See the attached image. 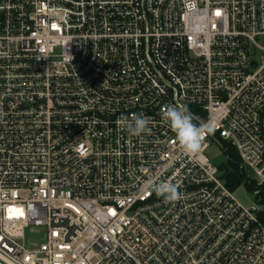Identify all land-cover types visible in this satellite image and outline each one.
Returning <instances> with one entry per match:
<instances>
[{
    "label": "built area",
    "instance_id": "obj_1",
    "mask_svg": "<svg viewBox=\"0 0 264 264\" xmlns=\"http://www.w3.org/2000/svg\"><path fill=\"white\" fill-rule=\"evenodd\" d=\"M175 104L215 125L195 157ZM133 113L150 134L122 130ZM208 141L264 187V0H0V264H264L262 210Z\"/></svg>",
    "mask_w": 264,
    "mask_h": 264
},
{
    "label": "clouds",
    "instance_id": "obj_2",
    "mask_svg": "<svg viewBox=\"0 0 264 264\" xmlns=\"http://www.w3.org/2000/svg\"><path fill=\"white\" fill-rule=\"evenodd\" d=\"M162 115L186 156L195 157L203 148L206 136L214 133L215 125L212 123L198 125L194 122L193 114L183 104L165 105ZM118 122L123 131L131 136L139 137L142 134H150V118L131 114L121 115ZM179 186L172 180H158L149 178L144 183V192L148 195L155 193L162 197L166 203L176 202L181 198Z\"/></svg>",
    "mask_w": 264,
    "mask_h": 264
},
{
    "label": "trees",
    "instance_id": "obj_3",
    "mask_svg": "<svg viewBox=\"0 0 264 264\" xmlns=\"http://www.w3.org/2000/svg\"><path fill=\"white\" fill-rule=\"evenodd\" d=\"M224 151L227 156V161L219 164L218 169L225 184L229 189L234 191L245 183L253 192L256 190L259 191V195L262 196V203L264 204V187H257L255 182L251 181L240 168V156L236 148L225 144ZM259 218L264 222V210L260 211Z\"/></svg>",
    "mask_w": 264,
    "mask_h": 264
},
{
    "label": "rangeland",
    "instance_id": "obj_4",
    "mask_svg": "<svg viewBox=\"0 0 264 264\" xmlns=\"http://www.w3.org/2000/svg\"><path fill=\"white\" fill-rule=\"evenodd\" d=\"M207 154L211 158L212 162L219 165L225 163L227 161V156L216 142L208 141ZM251 181H254V178H250ZM234 197L239 201L242 205L246 207L255 206L258 209L264 210V204L262 203V196L257 195L255 192L249 189V187L244 183L236 190L233 191ZM36 228L33 230L26 231V238L31 242H40L41 235Z\"/></svg>",
    "mask_w": 264,
    "mask_h": 264
},
{
    "label": "water",
    "instance_id": "obj_5",
    "mask_svg": "<svg viewBox=\"0 0 264 264\" xmlns=\"http://www.w3.org/2000/svg\"><path fill=\"white\" fill-rule=\"evenodd\" d=\"M246 174H247L248 177H252L253 176V172L248 167L246 168Z\"/></svg>",
    "mask_w": 264,
    "mask_h": 264
}]
</instances>
